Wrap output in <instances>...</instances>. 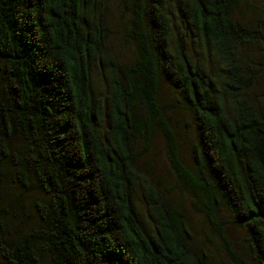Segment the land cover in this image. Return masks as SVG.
Segmentation results:
<instances>
[{"label":"trees","instance_id":"1","mask_svg":"<svg viewBox=\"0 0 264 264\" xmlns=\"http://www.w3.org/2000/svg\"><path fill=\"white\" fill-rule=\"evenodd\" d=\"M224 258L264 264V0H0V264Z\"/></svg>","mask_w":264,"mask_h":264},{"label":"rangeland","instance_id":"2","mask_svg":"<svg viewBox=\"0 0 264 264\" xmlns=\"http://www.w3.org/2000/svg\"><path fill=\"white\" fill-rule=\"evenodd\" d=\"M259 1H262V0H259ZM127 47V46H126ZM184 118L185 119H189L188 121L189 122H191L190 121V117H189V115L188 114H186L185 116H184ZM183 127H184V125H183ZM191 128H193V126L191 127ZM183 147H184V151H187L186 150V144H183ZM185 156V155H184ZM186 157V156H185ZM158 163H159V165L161 166H163V169H165V170H171V167H170V163H169V160L167 159V157H166V154H165V152H162V154H161V159H159V161H158ZM173 182H171V183H169V182H167V184H169V185H171ZM190 213L192 214V218L196 221V222H199L200 224L198 225V227H201V224H203L204 223V216L201 214V213H199L197 210H194L193 208H190ZM217 248H213V251H214V253L215 254H218V253H216L217 252V250H216ZM221 260L222 259H218V261H220L221 262ZM223 261L226 263V264H234V263H232V262H230L228 259H226V258H224L223 259Z\"/></svg>","mask_w":264,"mask_h":264}]
</instances>
